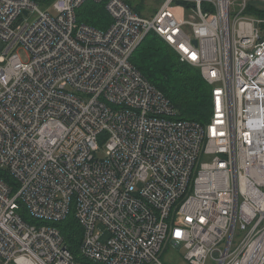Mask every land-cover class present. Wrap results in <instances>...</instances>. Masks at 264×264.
Masks as SVG:
<instances>
[{
	"label": "built area",
	"instance_id": "built-area-1",
	"mask_svg": "<svg viewBox=\"0 0 264 264\" xmlns=\"http://www.w3.org/2000/svg\"><path fill=\"white\" fill-rule=\"evenodd\" d=\"M36 1L0 0V264H85L53 225L73 212L90 264H264V0ZM87 2L106 30L78 22ZM151 32L212 86L208 123L132 63Z\"/></svg>",
	"mask_w": 264,
	"mask_h": 264
},
{
	"label": "trees",
	"instance_id": "trees-1",
	"mask_svg": "<svg viewBox=\"0 0 264 264\" xmlns=\"http://www.w3.org/2000/svg\"><path fill=\"white\" fill-rule=\"evenodd\" d=\"M166 0H124L133 11L145 16L146 8L151 4L152 15ZM246 14L264 19V3L250 2ZM78 22L99 30H106L112 24V18L105 4L87 2L77 11ZM264 31V25H262ZM264 39V33L262 35ZM132 63L142 75L161 91L178 111V119L206 124L213 111V88L202 76L200 69L183 62L180 56L156 33L146 36L135 52ZM0 178L9 185L15 184L11 175L0 168ZM20 213L27 222H32L28 211L21 204ZM62 233L67 247L78 261L90 264L80 256V246L84 230L77 221L74 212L63 222L53 224Z\"/></svg>",
	"mask_w": 264,
	"mask_h": 264
},
{
	"label": "rangeland",
	"instance_id": "rangeland-1",
	"mask_svg": "<svg viewBox=\"0 0 264 264\" xmlns=\"http://www.w3.org/2000/svg\"><path fill=\"white\" fill-rule=\"evenodd\" d=\"M36 2L38 4L39 9L44 10V11H48L52 15L56 16V12L53 9L54 0H37ZM151 8H155V5L150 4L146 8V12H145L146 17L152 16ZM37 17H38L37 14H31V15L25 17L24 19L26 22L32 23L37 19ZM1 53H2V51H0V54ZM18 53L20 54V57L24 62L29 61V59H30L29 52L25 48H20L18 50ZM98 155L100 157H103L104 151L101 150L98 153ZM185 253H186L185 249L181 250V249H176V248H169L161 254V259L165 264H186V263L182 262V259L185 255Z\"/></svg>",
	"mask_w": 264,
	"mask_h": 264
},
{
	"label": "water",
	"instance_id": "water-1",
	"mask_svg": "<svg viewBox=\"0 0 264 264\" xmlns=\"http://www.w3.org/2000/svg\"><path fill=\"white\" fill-rule=\"evenodd\" d=\"M27 14V13H26ZM3 45L2 44H0V47H2Z\"/></svg>",
	"mask_w": 264,
	"mask_h": 264
}]
</instances>
